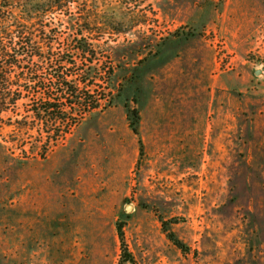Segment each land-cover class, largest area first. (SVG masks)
Wrapping results in <instances>:
<instances>
[{
  "label": "rangeland",
  "instance_id": "obj_1",
  "mask_svg": "<svg viewBox=\"0 0 264 264\" xmlns=\"http://www.w3.org/2000/svg\"><path fill=\"white\" fill-rule=\"evenodd\" d=\"M89 6L98 109L0 59V264H264V0Z\"/></svg>",
  "mask_w": 264,
  "mask_h": 264
},
{
  "label": "trees",
  "instance_id": "obj_2",
  "mask_svg": "<svg viewBox=\"0 0 264 264\" xmlns=\"http://www.w3.org/2000/svg\"><path fill=\"white\" fill-rule=\"evenodd\" d=\"M91 10L89 0H0V59L24 56L33 64V59L39 57L37 66L54 71L55 77L50 81L57 87L56 90L59 91L60 98L65 100L66 106L67 103L70 104L71 113L76 115L90 113L99 108V101L91 94L99 79V67L97 59L91 57L89 48L91 45L86 35L88 31L79 28L68 34L69 37L73 36L71 38L75 41V45L72 48L67 38L68 43L63 50L65 54L59 55L56 47H51V42L57 38V35H50L51 29L47 32L45 28L57 12L63 14L62 16L67 15L82 26L87 25L91 21ZM99 14V11H96L94 18L100 17ZM41 34L46 37L49 41L47 44L50 45L42 46L38 41ZM6 64L1 62L0 67ZM5 72L0 70V74ZM24 96L32 101L43 97L40 93ZM17 98L23 97L18 95ZM1 99L4 101L5 96ZM47 106L49 107L43 111L38 110L48 112L54 107L52 103H47ZM135 117L139 120L137 113ZM137 122L130 123V128L136 135ZM118 235L121 246L125 247L121 227L118 228ZM126 262L131 261L125 260L124 263Z\"/></svg>",
  "mask_w": 264,
  "mask_h": 264
},
{
  "label": "water",
  "instance_id": "obj_3",
  "mask_svg": "<svg viewBox=\"0 0 264 264\" xmlns=\"http://www.w3.org/2000/svg\"><path fill=\"white\" fill-rule=\"evenodd\" d=\"M255 74L258 75L259 74V71H256Z\"/></svg>",
  "mask_w": 264,
  "mask_h": 264
},
{
  "label": "bare ground",
  "instance_id": "obj_4",
  "mask_svg": "<svg viewBox=\"0 0 264 264\" xmlns=\"http://www.w3.org/2000/svg\"><path fill=\"white\" fill-rule=\"evenodd\" d=\"M130 208V207H129Z\"/></svg>",
  "mask_w": 264,
  "mask_h": 264
}]
</instances>
